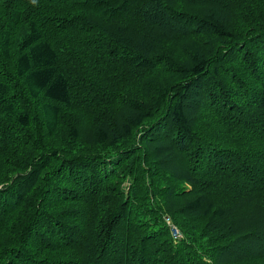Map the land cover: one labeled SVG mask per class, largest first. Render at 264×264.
I'll use <instances>...</instances> for the list:
<instances>
[{
    "label": "trees",
    "instance_id": "obj_1",
    "mask_svg": "<svg viewBox=\"0 0 264 264\" xmlns=\"http://www.w3.org/2000/svg\"><path fill=\"white\" fill-rule=\"evenodd\" d=\"M0 264H264V0H0Z\"/></svg>",
    "mask_w": 264,
    "mask_h": 264
},
{
    "label": "rangeland",
    "instance_id": "obj_2",
    "mask_svg": "<svg viewBox=\"0 0 264 264\" xmlns=\"http://www.w3.org/2000/svg\"><path fill=\"white\" fill-rule=\"evenodd\" d=\"M173 235L176 237V238H179L180 237V233L178 231H176L175 229L173 230Z\"/></svg>",
    "mask_w": 264,
    "mask_h": 264
}]
</instances>
